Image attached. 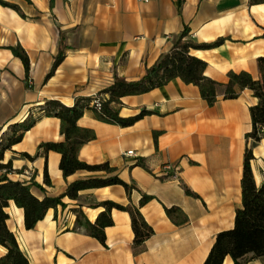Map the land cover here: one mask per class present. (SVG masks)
Wrapping results in <instances>:
<instances>
[{
  "label": "crops",
  "instance_id": "obj_1",
  "mask_svg": "<svg viewBox=\"0 0 264 264\" xmlns=\"http://www.w3.org/2000/svg\"><path fill=\"white\" fill-rule=\"evenodd\" d=\"M17 5L26 18L0 5V138L29 116L38 118L22 142L4 155L12 161L14 181L34 180L39 200L63 194L78 180L103 174L77 172L67 179L60 170L61 155H47L39 147L63 142L60 121L45 117L41 107L58 100L73 107L79 97H95L116 77L140 80L147 68L170 52L188 27V38L199 44L224 42L191 55L208 64L205 75L228 83L230 72L259 79L258 59L264 57V3L250 0H4ZM65 46V59L47 81L54 60ZM21 46L30 59V74L11 48ZM258 100L250 90L235 100L222 96L213 107L200 90L176 79L147 94L122 99L120 115L152 112L133 126L102 123L92 112L78 122L92 129L96 139L84 145L79 159L90 165L109 163L119 177L135 185L131 197L122 186L85 190L65 207L50 209L33 230L24 224V211L10 202L8 227L30 264H204L219 233L233 230L242 208V177L246 149L253 150L252 169L258 187L264 186V140L254 144L250 108ZM158 133L156 139L155 134ZM133 151V155L126 154ZM39 156L36 157L37 153ZM27 154L31 158L24 156ZM143 163L145 167L138 165ZM171 165L170 172L162 167ZM51 186L45 184V175ZM189 189L195 196L188 195ZM140 212L154 235L134 255L130 214L112 210L113 226L105 229L106 243L83 230H74L75 210L81 208L95 223L105 211L101 203L140 204ZM179 208L188 223L177 226L166 209ZM6 250L0 247V257ZM223 264H235L228 256ZM246 264H264V256Z\"/></svg>",
  "mask_w": 264,
  "mask_h": 264
},
{
  "label": "trees",
  "instance_id": "obj_2",
  "mask_svg": "<svg viewBox=\"0 0 264 264\" xmlns=\"http://www.w3.org/2000/svg\"><path fill=\"white\" fill-rule=\"evenodd\" d=\"M52 3L53 0H50ZM264 0H250L251 5L263 4ZM0 5L18 12L26 18L22 10L12 3L0 0ZM190 30L188 27L182 31L174 43L170 52L162 55L158 61L146 69L145 75L137 81H127L116 77L113 84L107 89L99 92L95 97H79L73 107H67L58 100H48L41 107L43 116L57 118L60 121V134L64 136L63 142H47L39 147L42 154L56 152L61 155L60 170L65 179L80 172L103 174V177L78 180L68 185L67 190L57 197H45L39 200L32 193L34 187L44 190L34 180L30 183L14 181L10 175L14 173L12 161L5 162V153L19 144L25 134L37 123L38 118L29 116L24 122L12 125L0 138V247L6 250V254L0 257V264H30L26 255L21 251L18 241L8 227L10 216L7 209L10 202L24 211V224L27 230H33L42 221L50 209L57 210L59 206L65 207L63 200L69 198L77 200L79 193L90 189H99L109 186H122L129 198L135 185L124 182L117 174V169L109 163L90 165L79 159L80 149L89 142L96 139V133L92 129L83 128L78 125L86 112H92L96 120L128 128L152 112L143 110L133 117H122L120 110L122 99L128 96H139L147 94L155 89L164 87L176 79L182 80L187 85L199 88L201 98L210 107L216 105L219 97L224 100H235L242 93L250 90L253 97L258 100L257 105L250 108L252 119V131L246 135L247 141L254 144L264 140V57L258 59L259 79L255 80L249 73L241 72L228 74V83H218L205 75L208 64L191 55L193 50H210L223 44V39H218L211 44H199L188 38ZM13 55L19 58L25 68L26 76L30 74V59L26 51L17 46L11 48ZM66 56L65 46L61 45L52 69L46 76L49 80L64 61ZM100 101V107L95 101ZM156 139L158 133L155 134ZM37 153L36 157L39 156ZM27 158H31L25 154ZM32 159V158H31ZM254 160L252 148L246 149L244 157V171L242 177V208L238 209L233 230L221 232L205 260L204 264H223L230 256L235 264H246L247 258L252 256L258 258L264 256V186L258 187L254 178L252 161ZM138 165L145 167L143 163ZM45 184L51 186V181L45 175ZM188 195L195 196L189 189H185ZM153 197L143 195L138 207L123 206L111 201L101 203L105 208L95 223H91L82 209H76L77 216L74 230H83L86 234L96 238L105 245V229L113 226L112 210L116 209L130 214L134 241L132 249L134 255L144 250L145 243L154 235V230L148 225L140 212V208L150 202ZM168 217L177 226L188 223V217L179 208L166 209Z\"/></svg>",
  "mask_w": 264,
  "mask_h": 264
},
{
  "label": "built area",
  "instance_id": "obj_3",
  "mask_svg": "<svg viewBox=\"0 0 264 264\" xmlns=\"http://www.w3.org/2000/svg\"><path fill=\"white\" fill-rule=\"evenodd\" d=\"M69 2H71V1H73V0H68ZM141 1H147V0H141ZM94 104H96L98 107H100V101L99 100H97V101H95L94 103H93V105ZM134 153H133V151H129L127 154H126V156L127 157H130V156H132ZM172 166L171 165H165V166H163L162 167V173H165L164 175H167V172H170L171 170H172Z\"/></svg>",
  "mask_w": 264,
  "mask_h": 264
}]
</instances>
